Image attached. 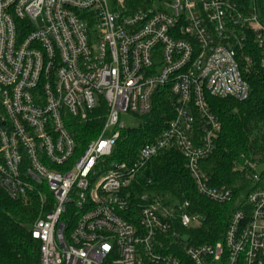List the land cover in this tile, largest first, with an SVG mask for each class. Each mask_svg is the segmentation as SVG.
<instances>
[{
	"label": "built area",
	"instance_id": "1",
	"mask_svg": "<svg viewBox=\"0 0 264 264\" xmlns=\"http://www.w3.org/2000/svg\"><path fill=\"white\" fill-rule=\"evenodd\" d=\"M132 2L0 0V189L38 200L39 264H264V188L247 194L220 240L192 245L202 217L189 202L140 187L148 164L176 150L198 196L232 199L202 167L221 130L207 97L247 99L239 60L249 39L264 66L255 0L248 13L231 0ZM162 90L174 113L166 129L107 166ZM101 107L98 136L79 146L68 123ZM257 168L246 163V179L260 182Z\"/></svg>",
	"mask_w": 264,
	"mask_h": 264
},
{
	"label": "trees",
	"instance_id": "2",
	"mask_svg": "<svg viewBox=\"0 0 264 264\" xmlns=\"http://www.w3.org/2000/svg\"><path fill=\"white\" fill-rule=\"evenodd\" d=\"M231 1L243 13H248L253 6L252 0ZM132 3L138 5L140 2L134 0ZM254 3L264 25V0H255ZM260 55V50L249 39L239 60L243 80L249 88L246 100L207 97L210 111L219 120L221 130L213 154L202 167L211 186L227 187L232 191L230 202L216 204L198 196L185 169V161L176 150L164 151L155 157L147 166L145 178L140 181V187L145 191L188 201L191 213L202 217L200 225L187 234L192 245L220 240L231 215L248 208L247 194L264 188V170L260 182L254 183L245 177L246 163L264 166V66ZM246 58L249 64L245 62ZM104 112L101 107L83 122L73 120L68 123V131L79 146L83 147L98 136ZM173 116L170 96L166 91H158L151 111L138 117L136 128L121 134L105 164L132 161L141 146L158 138ZM148 179L150 185H146ZM38 213L39 203L34 196L25 203L9 198L0 189V264H39V243L32 239L30 229Z\"/></svg>",
	"mask_w": 264,
	"mask_h": 264
},
{
	"label": "rangeland",
	"instance_id": "3",
	"mask_svg": "<svg viewBox=\"0 0 264 264\" xmlns=\"http://www.w3.org/2000/svg\"><path fill=\"white\" fill-rule=\"evenodd\" d=\"M120 120L126 125V127L128 128H134L135 127V118L132 115H122L120 117ZM264 170V166L260 165L258 166V168L256 169V172L259 174Z\"/></svg>",
	"mask_w": 264,
	"mask_h": 264
}]
</instances>
